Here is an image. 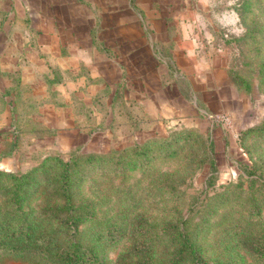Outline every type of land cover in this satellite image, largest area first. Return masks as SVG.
Returning <instances> with one entry per match:
<instances>
[{"label": "rangeland", "instance_id": "rangeland-1", "mask_svg": "<svg viewBox=\"0 0 264 264\" xmlns=\"http://www.w3.org/2000/svg\"><path fill=\"white\" fill-rule=\"evenodd\" d=\"M244 1L171 0L169 6L164 5L169 13L187 11L191 15L187 26L193 33H204V40L227 47L230 71L236 76L233 83L242 96L232 111L210 113L198 102L196 107H184L185 114L173 119L153 118L141 109L143 104L139 113H131L128 101L121 103L117 96L99 101L103 96L98 94L94 100H75L78 110L73 117H66L65 112L47 109L45 91L41 114L24 116L18 97L23 106L29 97L23 99L20 94V70L4 65L10 46L17 47L22 39L33 44L34 37H19L26 23L16 16L12 0H0V168L21 173L47 155L66 160L73 151L118 152L127 145L161 141L175 131L184 132L172 135L169 148H155V158L147 165L123 174L90 171L71 191L72 206L82 208L83 214L88 207L91 212L73 231L52 216L51 210L65 203L56 184L39 186L22 206L36 232L40 228L46 232L60 229L69 242L95 250L101 264H173L176 248L165 235L164 226L183 217L205 261L264 264L247 239L264 229V129L245 132L264 123V0H247L248 7H243ZM184 96L190 104L191 98L186 93ZM63 103L61 98L54 102ZM10 113L22 116L10 119L13 126H9L12 134L8 137L5 117ZM225 116L229 123L221 119ZM7 212L0 199V216ZM0 264L45 263L5 256Z\"/></svg>", "mask_w": 264, "mask_h": 264}, {"label": "crops", "instance_id": "crops-1", "mask_svg": "<svg viewBox=\"0 0 264 264\" xmlns=\"http://www.w3.org/2000/svg\"><path fill=\"white\" fill-rule=\"evenodd\" d=\"M166 2L12 0L16 16L26 23L19 37H34L33 44L22 39L17 47L10 46L4 65L20 70V94L29 97L24 106L18 97L24 116L41 114L44 91L47 109L66 117L78 110L75 100H91L96 94L103 96L95 97L99 101L107 96L128 101L131 113H139L143 104L141 109L153 118L179 119L184 107L198 102L210 113L234 110L242 96L229 74L227 47L193 33L187 26L191 15L180 9L169 13L164 5L171 0ZM60 98L64 105L54 104ZM13 116L22 115L5 117L8 137Z\"/></svg>", "mask_w": 264, "mask_h": 264}, {"label": "trees", "instance_id": "trees-1", "mask_svg": "<svg viewBox=\"0 0 264 264\" xmlns=\"http://www.w3.org/2000/svg\"><path fill=\"white\" fill-rule=\"evenodd\" d=\"M242 5L248 7L250 3L246 0ZM248 30L255 31L249 28ZM257 31L261 29L258 28ZM229 74L233 81L236 76L230 69ZM245 83L244 86L248 88L249 83L246 81ZM262 129H264V123L245 132ZM181 133L184 132L175 131L172 135L179 136ZM172 135L161 141L149 139L143 144L127 145L118 152L73 151L66 160L57 155H47L37 165L21 173L0 168V199L5 202L8 209L5 215L0 216V258L5 256L35 258L45 264H101V259L95 250L83 247L75 241L69 242L70 239L63 237L60 229H57V232H46L44 231L46 228H40V231L36 232L33 223L27 220L22 206L29 202L32 191H36L42 184H56L55 189L65 203L63 206L57 204L51 210L52 216L60 220V224L69 228V231H73L72 229H76L77 222L86 218V214L91 212L88 207L83 214L82 208L77 209L72 206L71 191L85 180L90 171L105 173L112 170L123 174L147 165L155 158V148L167 149L172 145ZM185 138L188 139V134H185ZM156 144H158L157 147ZM248 173L251 172L248 171ZM63 211L70 213L62 216ZM80 211L82 214L78 213ZM164 231L170 243L176 248L171 262L173 264H179L183 260L191 261L192 264H237L205 261L201 256L200 246L195 242L183 217H178L176 223L170 226H164ZM247 239H249L248 245L251 250L264 258V229L247 236ZM239 264H243L242 260Z\"/></svg>", "mask_w": 264, "mask_h": 264}, {"label": "built area", "instance_id": "built-area-1", "mask_svg": "<svg viewBox=\"0 0 264 264\" xmlns=\"http://www.w3.org/2000/svg\"><path fill=\"white\" fill-rule=\"evenodd\" d=\"M221 119H222L225 123H229V118H228V117L225 116V117H222Z\"/></svg>", "mask_w": 264, "mask_h": 264}]
</instances>
